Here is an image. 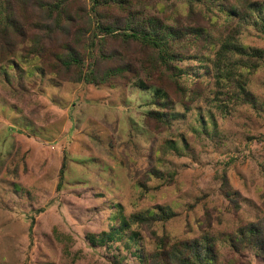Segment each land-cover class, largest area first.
Wrapping results in <instances>:
<instances>
[{
  "label": "rangeland",
  "instance_id": "obj_1",
  "mask_svg": "<svg viewBox=\"0 0 264 264\" xmlns=\"http://www.w3.org/2000/svg\"><path fill=\"white\" fill-rule=\"evenodd\" d=\"M84 2L90 12L91 0ZM235 2H192L190 18L199 11L215 14L213 34L225 35L236 18L223 10ZM243 3L259 5L264 14V0ZM10 4L22 35L0 61V264H146L156 236L172 242L204 232L215 238L216 264H264L251 248L233 249L227 241L237 227L264 213V62L246 83L255 105L228 102L220 109L211 99L214 48L196 55L176 48L184 55L175 61L179 78H198L207 89L186 108L175 100L171 113L162 110L167 124L156 131L144 115L159 109L152 103L158 86L138 85L147 78L138 61H132L137 75L127 83L93 85L49 72L46 59L43 64L33 57L32 39L39 36L46 51L63 49L47 44L32 0ZM139 5L141 16L168 24L189 9L187 0ZM237 36L244 45L264 49L252 25H243ZM91 59L84 56L83 72ZM169 140L176 141L179 154L170 148L159 152ZM154 167L163 171L161 177ZM156 206L174 215L149 226L128 223L130 213L159 211Z\"/></svg>",
  "mask_w": 264,
  "mask_h": 264
},
{
  "label": "trees",
  "instance_id": "obj_2",
  "mask_svg": "<svg viewBox=\"0 0 264 264\" xmlns=\"http://www.w3.org/2000/svg\"><path fill=\"white\" fill-rule=\"evenodd\" d=\"M10 1L0 0V61L14 49V44L19 45L20 42L15 41V38L22 35ZM16 1L20 6L26 3V0ZM32 1L38 10L37 25L49 39L47 44H58L63 49L46 51L45 44L39 42L38 36L32 39L33 44L30 46L33 57L39 58L42 63L46 59L44 67L49 72L57 75L59 72L65 74L68 80H82L93 85L109 81L129 82L137 75L132 61H138L140 68L147 74L145 81L137 80L138 85L158 86L152 103L159 109H150L144 115V122L152 121V129L156 131L167 124L163 111L171 113L175 100L186 108L187 103L207 89V85L198 78L188 81L179 78L180 69L176 68L175 61L181 60L184 55L176 48L185 47L194 55L214 48L210 60L211 99L217 102L220 109L228 102L231 105H255V97L246 88V83L248 76L264 62V49L244 45L237 34L243 25L249 24L264 38V14L258 13L259 5L244 4L243 0H237L233 8L223 10L226 17L235 16V24L229 25L225 35H214L215 14L207 16L205 12L199 11L198 18H190L193 15L192 2L199 0H187L188 13L183 14L182 20L172 19L173 22L169 24L154 15L141 16L138 7L144 0H91L90 12L84 0ZM218 10H222L220 4ZM83 40L86 41L85 46ZM92 47L96 50L94 55L91 54ZM85 55L92 56V59L83 72ZM166 148L173 149L177 154L180 152L175 140L166 142L159 152H165ZM152 172L156 177L163 175L160 168L154 167ZM261 174L264 179V162ZM172 178L173 172L170 171L168 181H172ZM220 186L227 196L228 183L224 175L220 177ZM260 197L264 207V190ZM228 201L232 209L236 210V200L231 197ZM155 208L159 211L130 213L128 223L149 226L155 220L174 215L163 206ZM227 241L233 249L251 248L255 255L264 259V213L237 227L229 234ZM216 253L215 238L207 232L198 237L172 242L156 236V243L146 256V264H216Z\"/></svg>",
  "mask_w": 264,
  "mask_h": 264
}]
</instances>
